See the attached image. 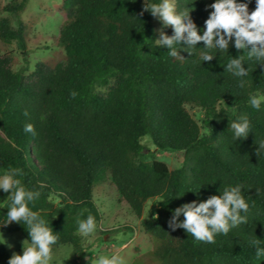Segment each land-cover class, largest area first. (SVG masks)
<instances>
[{"label":"trees","instance_id":"obj_1","mask_svg":"<svg viewBox=\"0 0 264 264\" xmlns=\"http://www.w3.org/2000/svg\"><path fill=\"white\" fill-rule=\"evenodd\" d=\"M237 2L247 3L250 13L255 10L256 0ZM213 3L176 0V8L190 13L202 35ZM144 4L145 0H65L59 42L66 60L54 67L39 63L30 75L15 71L12 57L0 49V174L10 166L22 169L17 177L21 184L40 192L29 203L30 210L57 235L52 249L73 248L77 259L72 264H79L86 254L77 219L91 214L97 223L101 220L93 189L106 181L108 172L138 217L149 200H161L166 208L165 220L148 217L142 223L155 240L159 264H264L252 243L259 239L264 248V150L256 154L264 141V103L259 110L249 104L251 95H264V66L245 50L238 51L234 38L226 51L208 50L211 61L200 58L203 42L192 55L184 51L187 45L177 44L183 58L169 56L170 50L156 43L154 17L150 12L140 15ZM26 6L27 0L0 5V13L9 14L16 24L13 27L9 18L0 20V41L26 46L21 19ZM242 55L248 70L244 87L241 78L226 71L229 60ZM98 87L110 90L102 95ZM187 105L204 110L207 133ZM243 115L250 131L238 140L230 123ZM26 123L34 125L35 135L25 133ZM146 136L159 151L180 153V167L170 170L162 161H142ZM238 184L249 205L241 212L246 223L230 228L227 235L217 234L214 243L198 241L182 228H169L176 208L206 201L220 195L224 186ZM8 195L0 190L6 213ZM5 232L20 233L30 241L23 221L7 225ZM11 257L0 238V264H8Z\"/></svg>","mask_w":264,"mask_h":264},{"label":"clouds","instance_id":"obj_2","mask_svg":"<svg viewBox=\"0 0 264 264\" xmlns=\"http://www.w3.org/2000/svg\"><path fill=\"white\" fill-rule=\"evenodd\" d=\"M213 10L205 21V30L201 35L196 24L192 21L187 11L178 12L174 0H160L159 3L144 4L140 13L150 12L154 18H158L165 28L171 27L172 36L160 30V39L156 43L170 51L171 57H180V51L175 45H187L184 51L192 55V49L203 42L206 46L201 54L205 61L213 60L208 50L219 49L226 51L234 38V46L239 50H245L247 56L262 62L264 66V0H256L255 10L249 12L247 3H238L237 0H215L209 5ZM250 49V51L248 50ZM243 55L229 60L226 71L240 79V87H244L242 79L248 75V70L243 65ZM75 98L76 93H71ZM264 103V95L254 94L249 97L251 107L259 110ZM25 116L29 113L25 111ZM230 129L236 139H246L250 131V121L246 115L239 117L237 121H231ZM25 133L35 135L34 125L26 123ZM15 146V145H13ZM264 150V141L259 143L257 156ZM23 175L20 168L9 167L0 174V190L10 193L7 199L10 201L7 212V224L13 222L27 225L30 241H23V254L14 253L8 264H49L52 259V245L57 242V235L53 234L46 221L36 212L31 211L29 203H34L40 196L39 191L26 190L17 177ZM43 187V185H41ZM243 185L224 186L220 195H213L203 202H192L173 211L169 220V228L175 231L178 228L186 230L196 240L214 243L217 234L227 235L230 228L246 223V217L241 212H247L249 205L242 195ZM183 216V222L180 217ZM158 218V217H157ZM78 232L84 237L90 236L97 228L94 216L89 214L86 219H77ZM256 245L257 259L264 256V248L259 247V239L252 242ZM90 264H123L117 254L111 256L100 255L93 257Z\"/></svg>","mask_w":264,"mask_h":264},{"label":"rangeland","instance_id":"obj_3","mask_svg":"<svg viewBox=\"0 0 264 264\" xmlns=\"http://www.w3.org/2000/svg\"><path fill=\"white\" fill-rule=\"evenodd\" d=\"M12 1L15 0H0V5L3 7ZM174 2L176 4V0ZM2 18H9L12 26L16 27L15 21L9 14L1 12L0 20ZM21 19L26 29V46L22 47L16 41L10 43L0 41L1 54H9L12 57L15 71H23L25 75H30L39 63L54 67L66 60L65 51L59 42L61 29L66 19L65 0H27ZM152 23L157 39H160V30L171 36L173 29L165 28L158 18H154ZM109 90L110 87L96 89L102 95L107 94ZM186 109L199 124L202 132L207 133L204 110L189 105ZM142 144L146 148L141 157L142 161H162L170 170L180 167L182 162L180 153L159 151L148 136L142 139ZM93 199L101 213V220L90 236L84 237L80 234L86 254L83 259L78 260L79 264H90L93 257L113 254L119 255L123 264H135V262L145 264L146 259H153V264H159L154 257L155 240L146 233L142 223L148 217H158L162 220L167 218L166 208L159 204L161 200H149L142 216L138 217L123 199L109 172L106 181L94 187ZM6 222L7 213L4 205L1 204L0 238L12 256L14 253L22 255V242L26 239L20 233H6L5 227L9 225ZM76 259L73 248L65 245L52 249V259L49 264H72Z\"/></svg>","mask_w":264,"mask_h":264}]
</instances>
